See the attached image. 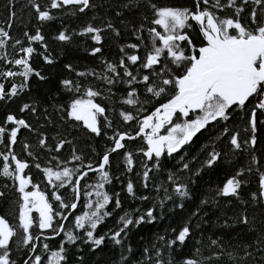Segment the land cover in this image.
<instances>
[{"label":"snow or ice","instance_id":"snow-or-ice-1","mask_svg":"<svg viewBox=\"0 0 264 264\" xmlns=\"http://www.w3.org/2000/svg\"><path fill=\"white\" fill-rule=\"evenodd\" d=\"M13 3L14 0H7L6 22L9 28L15 16ZM28 4L41 23L53 18L51 9L71 5L77 12L83 13L88 8L96 7L90 0H48L43 5L38 0H28ZM148 8L151 12V26L147 28L148 42L145 43L141 35L144 25L134 28L132 35L139 43L121 45L118 63L101 58L103 69L100 72L94 69L75 71L70 64L64 65L65 69L75 71L78 78L87 80L91 76L95 81H102L108 86L102 92L92 83L81 84L79 79L65 78L60 81L63 89L71 93L68 102L58 106L63 113L60 119L71 122V126H82L89 135L106 141L104 150L95 161L91 157L77 155L75 148L69 157L61 158L63 147L72 144V141L53 137L54 143L48 144L44 133L40 132L38 145L47 153H55L42 167L33 152L28 151L27 143L23 144L27 157L19 156L14 151L18 130L21 127L31 129V125L12 113H8L0 123V143L5 148L0 151V176L11 181V185L6 184L5 188L12 187L18 195V223L15 219L9 223L5 216L0 215V264H45V259L46 264H62L65 259L64 240L71 243L82 238L96 248L105 241L106 235L121 247L119 264H216L224 255L229 260L234 259L232 252L225 253L220 237H208V256L203 255L201 247H195L190 254L175 259L173 252L182 251L186 240L191 238L190 227L185 222L178 231L172 230L175 232L173 237L167 240L163 236L158 237L162 242L160 247L153 244L151 251L145 247L141 259L130 262L125 252H131V247L125 249L122 241L127 236L129 225L150 223L156 218L151 206L135 217L125 212L119 217L115 230L107 234H94L97 225L111 214L106 206L110 203L115 208L121 206L119 193L113 191L110 194L105 187L111 183V153L122 150L125 168L131 171L134 165L133 153L126 149L125 143L136 137L143 141L136 152L141 156V170L137 175L144 188H149L152 183L150 172L159 169L162 157L175 159V156H179L181 162L178 170L195 174L205 165L213 166L220 153L213 148L199 162V167H190L196 157L186 161L181 155L183 146L192 141L202 129L206 131L208 127L228 122L233 114H238L245 121L246 136L238 138V132L230 131L227 123L222 127L220 135L228 134L227 140L234 153H247L251 149L249 164L229 176L217 189L216 195L234 199L240 205L246 204L248 201L241 196V186L246 187L248 182L237 177L247 172L249 176L255 175L252 183L256 185L255 190L248 192V198L253 204L264 205V160L255 154L258 125L264 128V0H189L184 6L158 4L149 0ZM225 9L231 10V14L220 15ZM241 14L245 17L243 21ZM144 19L149 20V17L145 16ZM104 27L119 35L112 23ZM102 31L101 27L89 23L80 28L79 35L90 34V39L99 45ZM71 36L72 33L61 30L56 39L68 42ZM22 37L28 42L27 46L19 47L22 55H13L9 59L6 51L8 42L11 41L12 46L16 47L21 45V39L10 36L9 31L0 26V61L9 65L0 70V100H10L23 92L33 73L43 79L29 61L31 55L36 53L33 42L41 49H46L44 36L40 28H36L34 34L23 31ZM125 48L129 51L126 52ZM141 48L143 52L138 55L137 50ZM100 52L101 48L97 46L90 49L93 55ZM37 54L46 63H52L50 56L43 51ZM13 66L16 70H13ZM16 77L20 78L19 83ZM5 80L10 85L7 88ZM117 84L127 86L121 94V101L130 107L128 110H117L127 129L113 127L108 115L113 111L112 105L105 107L96 102L97 97L110 99L104 93H111L112 87ZM141 95L148 99L141 102ZM149 99L155 101L151 111L145 107ZM25 110L35 113L37 109L35 105L25 103L20 112ZM32 168L42 173L40 181L46 182L45 187L49 190L47 194L33 182L35 177L31 175ZM89 173L93 176L91 183L87 182ZM167 181L171 193L169 187L155 185L157 190L163 188L161 205L173 197L180 200L189 197L188 185L180 180V176L169 172ZM125 187L128 195L135 198L133 182L129 180ZM81 195L84 197V211L76 214L73 210L77 209ZM0 197H5V192H0ZM139 199L146 200L148 197L140 196ZM173 203L176 207H182L175 199ZM248 219L242 209L238 221L247 225ZM65 221H69L70 227H65ZM61 233L63 240L57 250H50L48 243L41 241V237L47 240ZM252 243L264 245V233ZM13 245L17 248L20 245L26 246V258L21 262L13 258ZM248 247L250 245L246 244L245 249ZM38 249L47 253L46 258ZM244 255L249 253L245 250Z\"/></svg>","mask_w":264,"mask_h":264},{"label":"trees","instance_id":"trees-1","mask_svg":"<svg viewBox=\"0 0 264 264\" xmlns=\"http://www.w3.org/2000/svg\"><path fill=\"white\" fill-rule=\"evenodd\" d=\"M38 2L43 5L48 0H38ZM90 2L94 3L96 7L88 8L83 13L77 12L71 5L60 9H51L53 18L41 23L36 19L28 0H14L12 10L15 12V16L12 17V26L9 28L6 22L8 16L7 0H0V26L9 31L10 36L21 39V45L16 47L12 46L11 41L8 42L6 51L9 59L13 55H22L19 53V47L27 46V39L22 37L25 30L29 34H34L35 29L40 28L41 34L44 36V44L47 46L46 49H41L37 43L33 42L32 46L36 49V53L31 55L29 61L33 69L38 71L43 79L33 73L30 75L27 87L23 92L13 96L10 100H0V123L3 122L8 113H12L18 118L25 119L31 125V129L21 127L18 130L17 141L13 146L14 151L19 156L27 157V153L23 151V144L27 143L29 145L28 151L33 152L42 167L45 166V161L55 153H47L38 145V133L40 132L44 133L48 144L54 143L53 137L56 139L62 137L72 141V144L63 147L61 158L69 157L72 149L75 148L77 155H82L85 158L91 157L95 161L97 155L106 146L105 140L89 135L82 126H71V122L60 119L63 113L60 112L58 106L66 104L71 96V93L63 89L60 81L65 78L79 79L81 84L92 83L95 88L103 92V89L108 86L104 85L102 81H95L91 76L87 80L83 77L78 78L75 76V71L94 69L100 72L103 69L101 58L114 64L118 63L121 57V45L139 43L132 32L141 24L144 25L141 35L145 43L148 42L147 28L151 26L149 23L151 19V12L148 8L149 0H132L131 3L130 0H90ZM152 2L184 6L189 3V0H152ZM133 3L136 5L135 7H133ZM125 4L128 7H124ZM117 13L121 14L117 15ZM219 14L230 15L231 10L225 9ZM145 16L149 17V20H145ZM244 18V15L241 14L242 21ZM109 22L117 29L119 35H115L110 29L104 27ZM89 23L103 29L102 41L99 45L90 39V34L79 35L80 28ZM61 30L72 33L70 41L65 42L56 39ZM158 30L160 29L158 28ZM93 46L100 47L101 52L95 55L91 54L90 49ZM41 51L50 56L52 63H46L42 56L37 54ZM125 51H129V49L125 48ZM142 52L143 48L137 50L138 55ZM65 64H70L75 71L65 69ZM7 67L9 65L0 61V70ZM13 70H16L14 66ZM15 79L17 83L20 82L19 77ZM4 83L5 88L10 86L8 80H5ZM126 87V85L117 84L112 87L111 93H104L105 96H110V99L96 98V102L102 103V106L112 105L113 111L108 115L114 128L123 127L127 129V125L118 116L117 111L121 108L128 110L130 107L121 101V94L125 92ZM145 99L148 97L140 96L141 102ZM25 103L35 105L36 112L31 113L28 110L20 112L21 106ZM153 103L155 101L148 100V104L145 105L148 111H151ZM131 123L128 122V124ZM225 123H227L230 131L238 132V138L246 136L245 121L238 114H233L228 122H221L214 127H208L206 131L202 129L193 137L192 141L183 146L181 152L186 161H191V158L195 156L196 160L191 161L190 167H199V162L205 158L206 153L215 148L220 156L213 166L205 165L193 174L191 171L178 170L181 162L179 156L173 154L175 159L162 157L159 169L150 172L152 183L149 188L142 186L137 175L141 170L139 167L141 156L136 152V149L143 145V141L139 137L125 143L126 149L133 153L134 165L131 171L125 168L122 150L111 153L109 169L111 183L105 187L110 194L113 191L119 193L121 206L115 208L111 203L106 206L111 214L97 225L94 234H107L110 230H115L118 227L119 217L125 212H129L135 217L151 206L154 208L156 218L150 223L141 222L140 224L129 225L127 236L122 241L125 249L131 247V252H125L130 262L141 259V253L145 247L149 248L150 251L153 244L160 247L162 242L158 237L163 236L165 240L173 237L175 232L172 230L178 231L187 222L191 230V238L186 240L182 251L173 252L175 259L178 260L181 256L190 254L195 247H201L203 255L208 256L210 255L206 246L208 237L212 239L220 237L225 253L232 252L234 259L229 260L228 256L224 255L216 264H264V245L252 243L253 240L258 239L261 233H264V205L253 204L248 198V192L256 188V185L252 183L255 175L249 176L247 172H244L240 177H237L248 182L246 187L241 186V196L248 201L246 204L240 205L234 199L216 195L217 189L229 176L234 175L242 166H248L251 152V149L247 153L243 151L234 153L231 150L227 140L228 134L220 135ZM256 136L255 154L264 160V128H260L259 125ZM4 150V144L0 143V151ZM169 172H174L180 176V180L188 185L189 197L183 200L173 197L165 200L161 205L163 188L157 190L155 185L163 184L164 187H169L167 181ZM31 175L35 177L33 182L37 183L39 189L47 194L49 190L45 187L46 182L40 181L42 173L38 169L32 168ZM92 180L93 176L89 173L87 182L91 183ZM129 180L134 184L135 198L126 192L125 186ZM6 184L11 185V181L0 176V192H5V197H0V215L5 216L9 223H13L14 219L18 223V195L12 187L6 189ZM83 190L81 187V192ZM171 191L172 189L169 187V192L171 193ZM140 196H146L148 199L140 200ZM173 199L176 200V203L182 204V207H176ZM201 201L204 203L201 204ZM83 203L84 197L81 195L77 209L73 210L76 214L84 211ZM242 209L245 210L249 218L247 225L238 221V214ZM193 212L196 215H192ZM33 215L36 214L33 212ZM65 227H70L69 221H65ZM17 238H19V232ZM62 240L63 233L47 240L41 237L42 242L48 243L50 250H57ZM197 241L201 243L198 244ZM246 244L250 245L247 249H245ZM63 247L65 259L62 264H119L120 261L121 247L109 240L107 235L105 241L96 248H93L90 242L82 238L71 243L64 240ZM25 248L24 245H20L19 248L13 245V258L18 262L26 258ZM38 250L46 258L47 253L43 249ZM245 250L249 255H244Z\"/></svg>","mask_w":264,"mask_h":264}]
</instances>
